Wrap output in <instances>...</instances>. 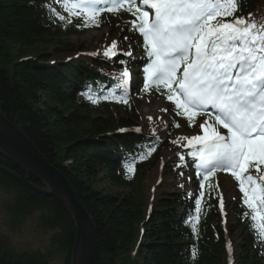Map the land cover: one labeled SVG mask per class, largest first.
I'll list each match as a JSON object with an SVG mask.
<instances>
[{
	"label": "trees",
	"instance_id": "1",
	"mask_svg": "<svg viewBox=\"0 0 264 264\" xmlns=\"http://www.w3.org/2000/svg\"><path fill=\"white\" fill-rule=\"evenodd\" d=\"M42 3L53 7L51 0H0V110L72 184L97 228V264H117L128 256L139 259L137 264H264V245L250 231L236 201H230L224 224L219 180H212L218 188L210 198L204 189L198 235L186 223L195 215V203L186 200L184 191L171 190L164 180L150 200L146 183L160 164L167 140L160 141L149 159L138 162L131 180L126 178L123 161L137 144L152 138L132 131L141 124L137 107L132 102L92 106L80 93L87 85L105 87L110 75L122 68L118 60H128L119 56L108 62L88 55L87 46L70 38L82 34L76 26L80 23L50 19ZM249 13L264 23V0H244L239 15ZM125 18V13L119 18L108 15L102 25L109 27L111 40L138 49L141 42ZM121 128L129 131L121 133ZM0 165L45 187L2 155ZM0 202V264H71L76 226L63 203L1 170ZM29 218L46 237L44 243L13 245L11 234ZM228 234L236 240L231 253ZM193 247L198 252L195 261Z\"/></svg>",
	"mask_w": 264,
	"mask_h": 264
},
{
	"label": "snow or ice",
	"instance_id": "2",
	"mask_svg": "<svg viewBox=\"0 0 264 264\" xmlns=\"http://www.w3.org/2000/svg\"><path fill=\"white\" fill-rule=\"evenodd\" d=\"M61 14L47 7L50 19L73 23L77 27H100L102 14L117 18L122 12L134 17L128 22L129 30L142 37L145 60L144 83L141 91H155L173 105L175 117L186 121L187 127L198 125L200 134L182 136L179 142L187 149L178 153L182 164L190 159L199 181V194H193L195 215L186 223L191 233L198 235L202 205L208 189L218 188L212 178L218 172L230 173L238 182L244 211L242 216L250 231L264 245V23H258L251 13L239 15L244 0H57ZM110 22V21H109ZM129 38L126 36L124 40ZM113 41L102 53L93 52L111 62L113 58H133L129 50H118ZM71 59V58H70ZM121 70L110 75L114 87L87 85L80 94L92 106L102 102L129 105L131 71L128 61L119 59ZM161 112H169L168 108ZM149 121L153 117H148ZM164 128L169 125L162 120ZM179 129L181 124L173 122ZM123 133L128 129H118ZM137 134L142 128L132 129ZM147 143L136 145V151L123 161L126 178L131 180L138 162L149 159L160 143L153 127ZM250 170L255 171V175ZM183 175V172L180 173ZM191 180V177H189ZM219 211L225 214L223 196H219ZM231 253L232 243H228ZM135 254V253H134ZM264 254V253H262ZM197 249L191 250V259H197Z\"/></svg>",
	"mask_w": 264,
	"mask_h": 264
},
{
	"label": "water",
	"instance_id": "3",
	"mask_svg": "<svg viewBox=\"0 0 264 264\" xmlns=\"http://www.w3.org/2000/svg\"><path fill=\"white\" fill-rule=\"evenodd\" d=\"M0 155L14 166L36 177L45 187L24 179L0 165V170L39 193L54 196L64 204L76 226L71 264H97L98 236L96 225L78 198L72 184L52 165L29 137L0 110Z\"/></svg>",
	"mask_w": 264,
	"mask_h": 264
},
{
	"label": "rangeland",
	"instance_id": "4",
	"mask_svg": "<svg viewBox=\"0 0 264 264\" xmlns=\"http://www.w3.org/2000/svg\"><path fill=\"white\" fill-rule=\"evenodd\" d=\"M53 5L56 9L63 11L62 5L57 3V0H52ZM109 27H104L102 29L96 30H86L82 32V34H74L71 35L70 38L73 41L82 42L85 46L91 47V45L95 46L96 43L101 44L102 51L111 45V41L108 37ZM107 37H106V36ZM141 84V80L138 82ZM159 103L158 105H154ZM141 105V106H140ZM139 109L142 112L143 119V129H148L147 131L151 132L152 128H156V135L160 137H170L174 132L175 128L171 127L175 120L174 112L171 111L173 105L168 101H162V99L156 97L155 95H151L149 97H145L141 102L138 103ZM168 108L169 112H161V109ZM147 112V113H146ZM153 117L152 121H149L148 117ZM162 120L166 121L169 127L166 129L163 127ZM185 122L181 121V129H185ZM188 128V127H187ZM179 129H176L178 131ZM188 132L190 129L188 128ZM200 133L199 128H191V135ZM177 144H173L171 149H165L160 164L157 169L151 172V175L147 181V193L148 196H151L155 191V186L159 181L165 180L166 183L171 184L172 188L176 189H186L189 194H194L195 189L191 184V180L189 177L192 176V169L187 163V166L177 167L178 164H182V162L178 159V149L175 150ZM182 168L184 170H182ZM183 172V175L180 173ZM187 172V174L185 173ZM239 189L235 183L234 178L227 179L225 185L223 187V200L224 207L234 198L239 195ZM2 222V217L0 215V223ZM46 237L43 236L41 231L37 230L34 224V220L29 218L19 229H17L10 236V241L15 246H27V247H38L40 244L44 243ZM232 243V247L235 246L236 240L230 239ZM139 259L135 257H129L128 259H119L117 264H137L139 263Z\"/></svg>",
	"mask_w": 264,
	"mask_h": 264
},
{
	"label": "clouds",
	"instance_id": "5",
	"mask_svg": "<svg viewBox=\"0 0 264 264\" xmlns=\"http://www.w3.org/2000/svg\"><path fill=\"white\" fill-rule=\"evenodd\" d=\"M0 203H2V202H0Z\"/></svg>",
	"mask_w": 264,
	"mask_h": 264
},
{
	"label": "bare ground",
	"instance_id": "6",
	"mask_svg": "<svg viewBox=\"0 0 264 264\" xmlns=\"http://www.w3.org/2000/svg\"><path fill=\"white\" fill-rule=\"evenodd\" d=\"M147 113V112H146Z\"/></svg>",
	"mask_w": 264,
	"mask_h": 264
}]
</instances>
